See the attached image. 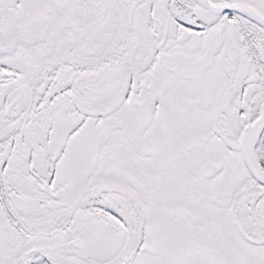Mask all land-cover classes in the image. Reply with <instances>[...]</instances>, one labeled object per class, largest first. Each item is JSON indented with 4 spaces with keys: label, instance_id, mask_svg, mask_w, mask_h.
Listing matches in <instances>:
<instances>
[{
    "label": "snow or ice",
    "instance_id": "1",
    "mask_svg": "<svg viewBox=\"0 0 264 264\" xmlns=\"http://www.w3.org/2000/svg\"><path fill=\"white\" fill-rule=\"evenodd\" d=\"M0 264H264V0H0Z\"/></svg>",
    "mask_w": 264,
    "mask_h": 264
}]
</instances>
